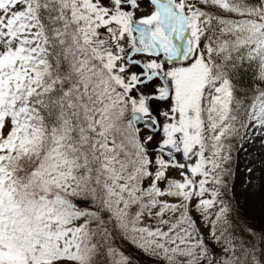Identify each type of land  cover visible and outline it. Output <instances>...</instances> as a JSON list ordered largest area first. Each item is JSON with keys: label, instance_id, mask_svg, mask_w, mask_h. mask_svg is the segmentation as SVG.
<instances>
[{"label": "snow or ice", "instance_id": "obj_1", "mask_svg": "<svg viewBox=\"0 0 264 264\" xmlns=\"http://www.w3.org/2000/svg\"><path fill=\"white\" fill-rule=\"evenodd\" d=\"M0 264H264V0H0Z\"/></svg>", "mask_w": 264, "mask_h": 264}]
</instances>
